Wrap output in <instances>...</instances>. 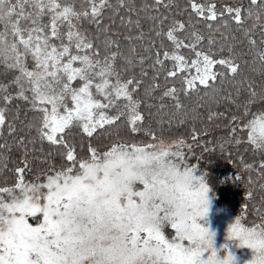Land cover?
Returning a JSON list of instances; mask_svg holds the SVG:
<instances>
[{"label":"snow or ice","instance_id":"obj_1","mask_svg":"<svg viewBox=\"0 0 264 264\" xmlns=\"http://www.w3.org/2000/svg\"><path fill=\"white\" fill-rule=\"evenodd\" d=\"M81 3L87 7L77 10L74 0H0V65L15 73L7 85L0 84V92L5 93L0 97L5 105L0 107V138L6 125V106L22 100L38 113L28 127L35 129L41 143L47 142L61 160L59 167L43 160L46 168L34 181H25V172L32 170L25 147L23 166L14 169L16 182L0 186V264H236L228 244L221 249L215 246L216 232L207 219L215 195L207 174L188 162V156L195 155L193 144L176 138L165 145L155 131L144 128L140 106L151 109L153 105L136 94L148 76L143 69L145 60H153L149 67L154 72L153 83L143 88L148 98L159 88L155 82L158 69L172 61L166 81L191 69L195 74L182 77V89L169 87L158 97V112L167 107L165 98L174 101L169 125L177 116L180 124L186 123L189 115L198 119L195 109L189 113L181 103L180 91L187 97L199 93L202 86L205 96L215 94L223 90L219 81L225 77L234 82L235 94L227 92L221 99L242 108V115H247L252 105L264 104V0L225 5L219 13L215 3L189 0L192 12L202 20L228 16L243 32L251 61L236 53L234 45L228 46L227 56L218 57L212 50L217 42L211 23L207 24L208 51L200 47L205 37L194 26L174 21L165 31L167 17L158 13L161 7L170 8L172 0H140L139 6L137 0ZM107 10L111 16L106 25ZM141 13L154 22L149 31L166 37L173 51L161 54L141 26ZM113 17H118L121 27L129 32L137 29L135 36H124L129 44L127 54L118 39L120 33L112 30ZM84 22L94 25L104 39L99 34L90 36L82 29ZM180 33L187 36L181 39ZM221 38L229 39L223 34ZM146 39L144 51L154 52V59L152 55H137L132 43ZM181 49H188L194 59L188 61ZM224 51L223 46L218 49L219 53ZM137 67L141 68L139 77L135 75ZM244 67H250L252 75L243 76ZM129 72L133 74L125 79L122 73ZM12 88L15 93L9 91ZM221 115L210 111L207 118L211 121ZM122 117L132 132L143 130L153 142H114L105 151L89 144L87 157L80 156L70 142L74 129L91 138L98 129L115 125ZM238 119L232 116L229 130L230 136L236 137L235 144L242 142L237 132L247 130L246 142L254 152L264 154V112L253 114L243 127L236 123ZM159 123L162 128L164 120ZM7 127L10 135L16 133L12 124ZM191 140L200 146L195 128ZM17 143L24 145L25 138L19 137ZM4 152H11L6 142L0 143V155ZM244 167L256 170L264 180V159ZM259 190L264 204V183L259 184ZM246 194L252 199L254 192ZM38 216L35 225L28 222ZM166 229L173 230L171 238ZM226 239L253 250L247 264H264V217L259 223L246 225L237 216L228 225Z\"/></svg>","mask_w":264,"mask_h":264},{"label":"trees","instance_id":"obj_2","mask_svg":"<svg viewBox=\"0 0 264 264\" xmlns=\"http://www.w3.org/2000/svg\"><path fill=\"white\" fill-rule=\"evenodd\" d=\"M74 3L77 10L87 7V5L81 3V0H74ZM147 3H151V0H147ZM197 3H215L216 10L219 13L223 11L225 5L237 6L241 3L247 5L248 0H197ZM139 4L140 0H137V5L139 6ZM152 14L156 15L157 13ZM158 15L167 17L163 25L165 31L174 21H182L186 26H194L195 30L205 37L203 44L200 46L204 51H208L207 37L210 33L207 24L211 23L212 33L217 42L212 50L216 52L218 57L221 55L227 56L229 54L227 50L228 46L234 45L236 53L240 54L243 59L251 61L252 57L249 53L248 44L243 32L228 16L218 18L216 21L202 20L192 12L189 0H172V6L168 9L161 7ZM109 16H111V10H107L104 15V24L106 25L110 23ZM140 18L141 26L146 36H151L152 40L155 41L156 48L161 51V54L165 50L169 52L173 51L172 44L166 37H157L154 32L149 31L150 28L153 27L154 22L146 19L144 13H141ZM46 19L47 18H45V20ZM113 19H115V24L112 25V30L120 33L118 39L121 42L122 50L127 54L129 44L124 40V36H135L137 34V29L133 27L132 31L129 32L127 28L121 27L118 17H113ZM133 19L135 20L136 17L133 16ZM225 21H227V27L224 26ZM250 23L251 21L248 22V24ZM82 29L86 30L90 36L99 34L100 39H104L103 33H99L94 25L84 22ZM217 29H219L218 32L216 31ZM188 31H192V27H189ZM221 34L229 37V39H222ZM179 35L181 39H184L187 33H180ZM232 37H235V39H231ZM256 39L259 43L260 36L258 30ZM132 43L136 46L137 55L146 57L152 55L154 59V52L144 51V45L148 43L147 39L143 42L134 40ZM222 46L225 51L219 53L218 49ZM261 47H264V45H261ZM180 51L188 61L194 59L193 54L188 49H181ZM28 63L29 67H31L30 60ZM152 63L153 60H145L143 69L148 72V76L144 78V86L141 91L136 94L138 98L146 100L147 103L153 105L151 109L144 104L140 106L139 111L145 117L144 128L155 131L156 135L162 137L164 142L167 143H171V141L176 138H184L189 143L194 144L191 140L193 128L196 129L197 134L200 136V142L202 144L207 145V143L215 141L216 147L212 149V152L219 154H216L218 158V161H216L218 173H216L215 193L220 196L223 201L230 203V207L234 209L235 214L240 216L246 225L259 223L261 218L264 217V204L261 203L262 194L259 190V184L264 183V180L257 175L256 170H246L244 165L258 164L261 159H264V154L254 152L252 146L246 142L247 130L237 132L236 135L242 140L239 145L235 144L234 141L236 137H231L229 130L232 127L231 118L233 115L240 117L236 123L243 127V124L251 119L253 114L260 113L264 104L258 103L252 105L250 112L247 115H242V108L238 110L235 105L221 99L227 92H233V94H235L234 82L230 77H225L219 81V83L223 85V90L215 94L210 92L205 96L202 86L199 93H190L187 97L180 91L179 98L181 103L189 113L195 109L198 119H192V116L189 115L187 122L180 124L179 116H177L173 119V123L169 125L167 120L175 111L173 107L174 101L165 98L163 103L167 105V107L162 112H158L156 106L161 102L158 97L169 87L174 86L178 90L185 87L182 77L185 75H194L195 69H191L190 72L186 71L180 73L177 77L170 78L166 81L164 76L167 71L172 70L173 66L172 61H166L164 68L158 69L160 74L155 82L159 84V88L153 93L152 97L148 98L144 96L143 88L153 83L154 72L153 69L149 67ZM119 66L120 64L118 62V67ZM217 67L219 68V66ZM140 71V67L135 69V75L137 77H139ZM220 71L226 72V69L221 68ZM132 74L131 72L126 74L122 73L125 79ZM14 75L15 73L7 71L0 65V84L7 85ZM250 75H252L250 67H244L243 76L247 77ZM256 79L257 82H259L260 78L258 76ZM77 83L79 82L77 81ZM9 91L15 93L14 88L9 89ZM4 94L5 93L0 92V97ZM243 99L244 97L241 96L240 100ZM217 101H219V103H217ZM200 105H203V107H200ZM0 107H5L2 99H0ZM210 111L222 113V115L209 121L207 116ZM37 116L38 113L31 111L29 104L19 99L13 100L11 104L6 106L7 119L4 135L0 138V143L6 142L11 148V152H4L0 155V186H11L16 182L14 169L23 166L21 160L24 159L25 147L28 152L27 159L31 162L32 169L30 172H25L24 178L26 181L35 180L37 173H39L41 169L46 168V165L42 163L45 159L55 164L57 167L60 166L61 160L58 152L52 149L47 142L41 143L35 129L28 127L30 123L35 122ZM161 119L164 120L162 128L159 123ZM8 124H12L16 128L17 131L15 134H9ZM205 132H207V135L204 134ZM19 137L25 138L24 145L17 143ZM32 141H34V143ZM70 142L76 145L77 152L80 156L87 157L89 144L97 148L98 151H105L114 142L145 144L152 143L153 141L143 130L132 132L126 118L122 117L115 125H106L104 130L98 129L97 133L91 138L87 137L86 134H82L78 129H74ZM194 148L197 149L198 147H195L194 144ZM250 178L253 181L251 185L249 184ZM247 191L254 192L252 199H248L246 194ZM258 209L259 211H257Z\"/></svg>","mask_w":264,"mask_h":264},{"label":"rangeland","instance_id":"obj_3","mask_svg":"<svg viewBox=\"0 0 264 264\" xmlns=\"http://www.w3.org/2000/svg\"><path fill=\"white\" fill-rule=\"evenodd\" d=\"M260 112H264V107ZM165 145H168L169 143L164 142ZM195 144V142H194ZM193 144V147H194ZM198 148L195 149V155H189L188 156V162L190 164H196L199 168V170L202 173L207 174V181L210 184V186L213 189V193L215 195V198L213 199V208L210 215V222H211V228L213 231L216 232V248L221 249L222 245L228 244L234 255L236 256V264H247L248 261H251L253 258V250L247 247L240 248L237 247L238 241H228L226 239L227 237V228L230 223H232L235 218L237 217V214H235L234 209L230 207V203H227L222 200L220 196H218L215 193V186H216V180H217V174L218 169L216 168V161H218V158L216 157L215 152H212L213 148L216 147V143L209 142L207 145L202 144L199 141ZM196 147V144H195ZM219 155V154H218ZM26 181V180H25ZM34 181V180H30ZM142 187V186H138ZM40 217L36 218H29V223L35 225L37 220ZM166 235L171 238L173 235V230L166 229L165 230ZM225 255L224 251H221V258Z\"/></svg>","mask_w":264,"mask_h":264},{"label":"clouds","instance_id":"obj_4","mask_svg":"<svg viewBox=\"0 0 264 264\" xmlns=\"http://www.w3.org/2000/svg\"><path fill=\"white\" fill-rule=\"evenodd\" d=\"M212 208H213V203H212ZM211 211H212V209H211ZM210 215H211V213H210ZM210 215H209V217L207 218L208 220H210ZM261 256H264V253H261Z\"/></svg>","mask_w":264,"mask_h":264}]
</instances>
